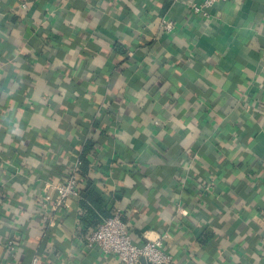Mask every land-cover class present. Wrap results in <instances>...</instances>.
<instances>
[{"label":"crops","instance_id":"crops-1","mask_svg":"<svg viewBox=\"0 0 264 264\" xmlns=\"http://www.w3.org/2000/svg\"><path fill=\"white\" fill-rule=\"evenodd\" d=\"M202 1L0 0V264H121L83 247L79 197L43 219L86 140L135 244L264 264V0Z\"/></svg>","mask_w":264,"mask_h":264},{"label":"built area","instance_id":"built-area-1","mask_svg":"<svg viewBox=\"0 0 264 264\" xmlns=\"http://www.w3.org/2000/svg\"><path fill=\"white\" fill-rule=\"evenodd\" d=\"M118 1V0H114ZM225 0H203L200 4H191V9L196 15L209 17L210 8H213ZM161 26L165 31H171L173 24L162 20ZM79 161L69 166V168L60 176L58 183L54 185L53 192L45 190L43 194L44 221H47V210L52 212L63 211L68 208L69 200L78 197L80 183L78 182ZM166 235L155 236L146 240L142 245L133 242L130 231L122 219L119 210L112 213L111 216L103 221L94 229L90 230L82 239V245L85 249L96 248L101 251L105 257H115L121 264H172V255L165 247L164 240ZM6 248L10 253L16 250L14 240L6 242ZM30 264H38L37 256H34Z\"/></svg>","mask_w":264,"mask_h":264},{"label":"trees","instance_id":"trees-1","mask_svg":"<svg viewBox=\"0 0 264 264\" xmlns=\"http://www.w3.org/2000/svg\"><path fill=\"white\" fill-rule=\"evenodd\" d=\"M100 142L86 140L84 142L82 151L80 153L79 165H78V182L85 186L83 190H78L79 207L83 211L80 216V221L83 229L96 228L103 219L112 215V211L108 207L103 205L101 198L95 191V182L88 178L91 162L93 161L92 152L95 150L96 145ZM54 175L57 180L63 174V168L55 169ZM57 172V173H56ZM101 215V218L99 217Z\"/></svg>","mask_w":264,"mask_h":264}]
</instances>
